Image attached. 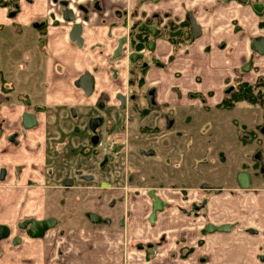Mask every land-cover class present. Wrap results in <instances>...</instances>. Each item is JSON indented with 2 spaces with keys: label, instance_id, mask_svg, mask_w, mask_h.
Listing matches in <instances>:
<instances>
[{
  "label": "crops",
  "instance_id": "obj_1",
  "mask_svg": "<svg viewBox=\"0 0 264 264\" xmlns=\"http://www.w3.org/2000/svg\"><path fill=\"white\" fill-rule=\"evenodd\" d=\"M21 1L0 0V224L12 230L0 242V264H264V190L237 183L252 156L242 155L241 132L252 126L240 129L227 116L232 108L219 106L229 87L260 74L255 68L264 56L250 44L264 30L252 2L264 0H97L101 7L89 11L80 43L70 37L60 0ZM68 1L74 7L92 0ZM187 11L200 36L191 45L156 38L145 83L132 85L131 65L116 56L126 35L117 12L134 22L157 13L180 21ZM87 72L94 78L90 94L80 83ZM119 93L127 96L125 109ZM97 115L104 118L103 145L114 140L122 153L124 138L157 131L140 133L145 146L123 154L122 179L133 187L118 197L117 190H83L97 180L84 169L99 149L91 153L88 125ZM63 156L79 164L74 173L63 172ZM115 161L96 167L104 189L115 179ZM74 193L79 201H71ZM64 205L59 216L50 214ZM48 217L57 225L41 237L18 230L26 219ZM209 224L230 228L208 232Z\"/></svg>",
  "mask_w": 264,
  "mask_h": 264
},
{
  "label": "flooded vegetation",
  "instance_id": "obj_2",
  "mask_svg": "<svg viewBox=\"0 0 264 264\" xmlns=\"http://www.w3.org/2000/svg\"><path fill=\"white\" fill-rule=\"evenodd\" d=\"M60 1H61L62 5L65 7L64 10L65 9H70V10H72V12L75 15V20L74 21H68V20H66L64 18L65 21H67L68 23L71 24L70 32L72 30V27H73L74 23H80V24H82V28H83V23L88 20V18H89V11L91 10V8L100 9V7H101V2L100 1H97V0H92L91 2H87L85 4L84 3L83 4L82 3H79L78 5H75L74 7L72 5H70V3H69L68 0H60ZM224 1L230 2L232 0H228V1L227 0H224ZM236 1H238L239 3H247V2H249L251 0H246V2H242L240 0H236ZM252 5H253L255 11L260 16L259 26H260L261 29L264 30V25L263 26L261 25L262 23L264 24V3L263 2L256 1V2H252ZM117 16L118 17H121V18L122 17H125V20H126V22H125L126 23V35H125V37H123L120 40V44H119V47H118L119 52L117 51L116 56L119 57V56H122L123 55V59L122 60L131 65V69H130L131 70V83H132V76H133V71L134 70L135 71H138V70H141V69H146V71H147V68H148V65H149V60H148V58L146 56L150 52L153 51L154 45H155L154 42H155V39L156 38L162 37V38H166V39H168V40H170V41H172L173 43H176V44L184 43L186 45H191L195 41V39H197L200 36V34H201L200 26H199L196 18L194 17V14L191 11H187L186 12V15H185V18L183 20H180V21L179 20L177 21V20L173 19L171 17V15L168 14V13H164V14L157 13V14H154L152 16L146 17V18H144L142 20H138V21H134V22L131 20L130 15L125 14L123 12H117ZM189 16L194 18V20H195V22H196V24L198 26L199 35L197 37H194V35L192 33L191 22L188 19ZM63 17H64V15H63ZM142 25L155 27V29L158 31V34L157 35H154L152 32H149L147 30L142 29L141 28ZM139 33H143L142 34V37H143L144 40H142V42H141L142 43L141 48L138 49V48H136V45H135L134 41H137L136 43H139L140 42V40L137 37ZM261 36L264 37V35H259V36H256V37H261ZM256 37H254L251 40V43H252V41ZM80 38H81V35H80ZM121 41H123V42L121 43ZM151 43L153 44V48L152 49L149 47V45ZM123 46H125V48H124V54H122V51H121ZM250 46H251V44H250ZM251 49H252V47H251ZM254 52H256V51H254ZM256 54L260 55L258 52H256ZM132 55H137V56H136V58L133 59L132 58ZM253 60H254V58H252V60L249 61V63H247L246 65H248V64H250V66L253 65L254 64V61ZM146 71H145V74H144V80H145ZM93 80H94V78H93ZM80 83H81V79H80ZM239 84H241V82ZM250 84H252V83H250ZM135 85H138V84H135ZM138 86H142V85H138ZM235 88H236L235 86L229 87L227 89V92H226L227 93V96ZM119 94H121V93H119ZM122 95H124V94H122ZM124 96L126 97V106H127V96L126 95H124ZM126 106H125V108H126ZM120 107H121V101H120ZM125 108H122V109H125ZM145 113L146 112H143L141 114H145ZM95 117H101L102 118V123H101V125L95 131H92L91 128H90V120L92 118H95ZM103 121H104V118L101 115L93 116V117H91L89 119L88 125H89V129L91 130V148H92L91 153L94 152V148L95 147H98V146H102L103 147V138H102V135L99 133V130H98L102 126ZM263 126H264V124H263ZM263 126H261L260 131H261V129H262ZM156 132L157 131H155L153 129H147V130L146 129H143L142 130V133H144V134H155ZM261 133H262V131H261ZM263 135H264V133H262V136ZM94 136H98L97 142H93V137ZM253 142H255V141H253ZM114 143H115L114 141H111V144H110L111 146H113V148H115L114 147ZM89 150H90V147L87 149V151H89ZM84 151H86L85 148L82 149V152H84ZM257 153H259V152L255 150L254 153H253V157L256 158L257 157ZM106 156H108L109 158L103 164V162L106 159ZM115 157L116 156L114 154H112V153H106V154H104L103 157H102V160H101L100 167H104L106 164H108L112 160H114ZM243 171H247V170H242L240 172H243ZM247 172H249V171H247ZM251 176L252 175L250 173V178H251ZM237 183H238V185L242 189H249V187L248 188H243L241 186L240 181L238 179V175H237ZM250 185H251V180H250ZM204 205H205V202L203 204L202 203H199L197 205H194L193 208H192L193 209V212L194 211H195V213H196V211L199 212L200 211V207H203ZM48 218H54V217H48ZM90 218H91V216H90ZM31 219H36V218H30V219H26L24 221H29ZM44 219H46V218H44ZM38 220H42V219H38ZM24 221H22V222H24ZM22 222L19 224V228H20V225L22 224ZM56 225H57V219H56ZM30 226H31V224L28 225V228H26V229H21L20 228L19 230L26 231V233L28 235H30L29 232H28V229L30 228ZM221 226H226V228L224 230H228V228H230L229 225H221ZM47 230H49V229H47ZM11 234H12V230H11ZM18 238L19 237L15 238V239H18ZM164 240H166V237H161L158 240V246H157L158 248L155 249L156 250V253L154 252L155 254L158 253V249L161 246L160 244H162L164 242ZM147 246H149V245H147ZM150 247H151V245H150ZM191 252H192V249H190V248L187 249V251L184 254H182V257L187 256ZM126 263H127V261H126Z\"/></svg>",
  "mask_w": 264,
  "mask_h": 264
},
{
  "label": "rangeland",
  "instance_id": "obj_3",
  "mask_svg": "<svg viewBox=\"0 0 264 264\" xmlns=\"http://www.w3.org/2000/svg\"><path fill=\"white\" fill-rule=\"evenodd\" d=\"M27 1H30V0H27ZM21 2L26 3V0H22ZM260 59H261L260 64L258 65L257 68H255V70L260 74L258 76H256L255 80L251 83L252 84L261 83L259 88H257L256 91L259 90V92L261 93V95L264 98V58L261 57ZM238 85L239 84L237 83L235 86L237 87ZM259 105H260V108L258 110V107L255 104H251L248 102H239L234 106L235 108L233 107L234 109L232 108V110H228L229 113H227L228 117H230L231 119L238 122V124H241L240 129L242 128V123H246V124H249L252 126V130H251V127H249V129H248V126H247V127H243V130L241 132V137H242V140L244 142L243 143V149H242L243 150L242 155L244 156V153L246 152V150H249V153L252 154V156H248L247 158L245 157L246 162H243L242 165H240V163H239L242 170H247L252 175L253 182H252L251 186L249 185V188L251 189L252 192L259 190V189L264 190V135L262 136V133L260 131L261 126H263V124H264V104L259 103ZM102 129H103V127H100L98 130L102 131ZM140 133H142V131ZM140 133L139 132L137 133V135L139 136L138 140H136L134 138H129V139L124 138L126 141L125 144L129 143V146H135V147L139 146V145L145 146V142H147V140H145L144 138H143L144 139L143 140L141 137H145V136H144V134H142V136H141ZM150 135L151 134H148V136H150ZM131 137H134V136L131 135ZM118 139H122V136H120ZM152 140H154V139L152 138ZM111 141H114V140L108 141L109 144L105 143L103 145V148H100L102 146H98L99 147L98 151L94 152L92 154V157L89 156V158H87V159H89L88 160V166L84 169H87V171H89V173H91V172L95 173L97 175V180L93 183H90V184H93V186L83 188V190H85L86 193L89 192L90 190L91 191H103V190L111 189V191L117 190L115 195H117V197H118L120 194L119 193L120 191L126 192V189H128L130 186L133 187V185H127L126 182L124 183V181L122 179V177L124 175V172H123L124 166L122 164L123 161L121 160V158H123V154L126 158H128V147L129 146H128V144L125 145L126 150L122 153V151H118V147L113 148V146L110 145ZM253 141H255L254 144H253ZM114 146H116V144H114ZM121 147H120V149H121ZM255 150L259 152V153H257L256 158L253 157V153ZM106 151H110V153L114 154L116 156V161L113 164L114 166L112 167V170H113L112 173L115 175V179L110 180L109 183L111 184V186L109 185V187L104 189V187L102 185V178H101V171H100L101 168L98 167L100 169L99 170L96 167L98 166V162L102 160V157H103L102 153H104ZM250 151H252V152H250ZM63 158H65V157L63 156ZM219 160L223 163L224 162L227 163V161H223L224 159H222V157ZM65 161H66L65 162L66 165H65V169L63 172H68L70 170L69 172L74 173V170L72 168L77 167L79 164H76V166H74L72 163L73 159L70 160L69 157H67V159ZM131 162L133 165L134 164L133 160ZM227 164H228V167H230L232 162L228 160ZM240 166H239V168H240ZM198 170L199 169H197V171ZM204 172H205L204 173L205 176H210V173H208V171L205 170ZM197 174H199V173H197ZM217 174H221L222 177L224 176L222 169L218 170ZM226 178H227V176H226ZM81 182L83 185H85L87 183L86 180L81 181ZM56 184H58V183H56ZM244 191H246V189H244ZM73 195H76V194L74 193ZM78 195H81V192H79ZM78 195H76L77 196L76 198L74 196H72L71 201H73V200L79 201L80 200L79 198L81 196H78ZM100 199L101 198H99V200ZM116 199H118V198H116ZM67 201L69 203L68 199H67ZM60 202H61V200L59 198H56L55 201L53 202V204H55V207H56L60 204ZM62 203H64V198L62 199ZM71 204L74 205L75 202H73ZM65 206L66 205L62 206L61 209L59 207H58L59 209H55V210L52 209L50 214L59 216L60 211L62 210L61 212H63ZM67 206H69V205H67ZM19 229L20 228H18V230ZM19 231H20V233H22L24 235V237L30 236L26 233V231H21V230H19ZM123 264H129V263L123 262ZM130 264H135V263L131 262Z\"/></svg>",
  "mask_w": 264,
  "mask_h": 264
},
{
  "label": "water",
  "instance_id": "obj_4",
  "mask_svg": "<svg viewBox=\"0 0 264 264\" xmlns=\"http://www.w3.org/2000/svg\"><path fill=\"white\" fill-rule=\"evenodd\" d=\"M228 1V0H227ZM242 2H246V0H240ZM64 18L68 21H74L75 20V15L70 9H65L63 12ZM189 21L191 22V28H192V33L194 37H197L199 35L198 32V26L194 20L193 17H188ZM144 30H147L149 32H152L154 35L158 34V31L155 29L153 26H146L142 25L141 27ZM82 31V24L80 23H74L72 30L70 32V37L74 41H78V43L82 42V39L80 38ZM123 41H121L122 43ZM149 47L152 49L153 44L151 43ZM251 47L254 51L258 52L260 55L264 56V37H256L252 43ZM119 52V49H118ZM137 55H132V58H136ZM250 64L245 65V69L248 68ZM81 85L84 88L85 92L90 94L93 91L94 88V80L91 76L90 73H85L82 78H81ZM117 98L121 101V108H125L126 106V97L122 94H118ZM26 118H32L31 115L27 114ZM102 123V118L101 117H95L90 120V128L92 131H95ZM262 133H264V126L261 129ZM98 136L93 137V142H97ZM108 156H106L105 161L103 164L108 160ZM238 179L240 181V184L243 188H248L250 185V173L247 171L240 172L238 174ZM91 219L93 221H99L100 217L96 214H91ZM31 224L30 228L28 229L29 234L32 237H40L44 234V232L47 229L53 228L56 225V219L55 218H46L42 220L38 219H31L29 221H24L20 225L21 229H26L28 228V225ZM226 226H215L212 224H209L206 228V231L212 232L216 230H224ZM11 235V229L7 225L0 224V242L9 238Z\"/></svg>",
  "mask_w": 264,
  "mask_h": 264
},
{
  "label": "trees",
  "instance_id": "obj_5",
  "mask_svg": "<svg viewBox=\"0 0 264 264\" xmlns=\"http://www.w3.org/2000/svg\"><path fill=\"white\" fill-rule=\"evenodd\" d=\"M262 26L264 25L263 23L261 24ZM143 33L138 34V39L140 40L139 43H136L137 41H134L136 48H141L142 46V37ZM146 69H141L138 71H133V76H132V84H138V85H143L145 80H144V74H145ZM261 83H256V84H250L243 82L239 84L227 97L223 99L221 104L219 105L221 108L224 109H230L235 106L236 103L239 102H248L251 104H259L262 103L264 104V98L261 95V93L257 90L259 88Z\"/></svg>",
  "mask_w": 264,
  "mask_h": 264
},
{
  "label": "built area",
  "instance_id": "obj_6",
  "mask_svg": "<svg viewBox=\"0 0 264 264\" xmlns=\"http://www.w3.org/2000/svg\"><path fill=\"white\" fill-rule=\"evenodd\" d=\"M154 252L156 253V250Z\"/></svg>",
  "mask_w": 264,
  "mask_h": 264
}]
</instances>
